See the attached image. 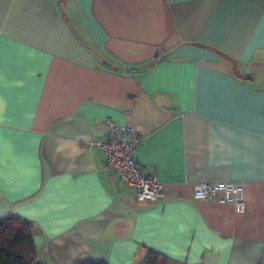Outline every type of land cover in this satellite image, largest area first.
I'll list each match as a JSON object with an SVG mask.
<instances>
[{
  "label": "crops",
  "instance_id": "crops-1",
  "mask_svg": "<svg viewBox=\"0 0 264 264\" xmlns=\"http://www.w3.org/2000/svg\"><path fill=\"white\" fill-rule=\"evenodd\" d=\"M107 120L142 135L160 200L106 169ZM200 181L242 185L245 210ZM6 214L44 264H264V0H0Z\"/></svg>",
  "mask_w": 264,
  "mask_h": 264
},
{
  "label": "built area",
  "instance_id": "built-area-1",
  "mask_svg": "<svg viewBox=\"0 0 264 264\" xmlns=\"http://www.w3.org/2000/svg\"><path fill=\"white\" fill-rule=\"evenodd\" d=\"M141 142L142 135L134 125L107 120L105 138L96 141V145L105 155L106 169L117 179L136 188L138 202H156L164 196L163 184L156 173L142 172L137 165L136 150ZM192 197L231 203L238 213L246 208L243 187L235 182H196Z\"/></svg>",
  "mask_w": 264,
  "mask_h": 264
},
{
  "label": "trees",
  "instance_id": "trees-1",
  "mask_svg": "<svg viewBox=\"0 0 264 264\" xmlns=\"http://www.w3.org/2000/svg\"><path fill=\"white\" fill-rule=\"evenodd\" d=\"M35 226L30 221L13 214L0 216V264H44L37 259L33 240ZM74 264H107L103 259L82 260ZM136 264H187L146 248Z\"/></svg>",
  "mask_w": 264,
  "mask_h": 264
}]
</instances>
